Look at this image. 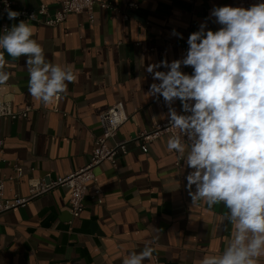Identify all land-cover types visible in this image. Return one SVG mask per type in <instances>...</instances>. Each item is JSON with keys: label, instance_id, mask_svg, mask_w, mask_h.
<instances>
[{"label": "crops", "instance_id": "1", "mask_svg": "<svg viewBox=\"0 0 264 264\" xmlns=\"http://www.w3.org/2000/svg\"><path fill=\"white\" fill-rule=\"evenodd\" d=\"M97 1L127 11L128 20L96 4L94 22L87 13L70 14L54 27L25 21L46 60L74 72L76 79L58 100L45 104L32 97L27 57L13 60L0 49L12 74L0 85V102H9L15 112L29 108L27 117H0V180L7 198L27 195L30 179L64 176L86 165L94 138L102 135L100 115L116 102H123L128 119L115 140L133 138L167 120L163 97L149 94L150 85L160 81L153 80L147 67L182 59L189 35L201 24L217 31L221 25L210 15L214 7H243L241 0ZM13 2L14 10L47 3L53 13L58 6V0ZM7 12L0 11V35L4 26L24 21L10 20ZM181 71L191 75L193 69L182 65ZM174 105L182 109L179 100ZM170 137L151 141L146 152L139 140L132 141L116 166L108 161L98 165L79 218L71 216L66 186L1 213L0 264H123L149 243L154 251L144 264H201L203 257L221 254L232 238V225L224 219L229 210L222 202L211 208L204 202L192 204L187 180L181 179L175 154L167 148ZM191 171L186 165L183 172L187 176ZM97 188L102 192L93 198Z\"/></svg>", "mask_w": 264, "mask_h": 264}, {"label": "clouds", "instance_id": "2", "mask_svg": "<svg viewBox=\"0 0 264 264\" xmlns=\"http://www.w3.org/2000/svg\"><path fill=\"white\" fill-rule=\"evenodd\" d=\"M7 14L10 20L19 15L10 9ZM210 15L219 30L201 24L189 35L182 59L147 67L160 81L150 85L149 94L163 97L168 106L169 127L177 133L167 148L192 169L186 176L192 204L211 208L222 202L229 210L224 217L233 228L228 246L219 255L203 257L201 264H259L264 256V3L247 9L214 7ZM3 33L0 49L13 60L27 57L28 92L35 99L51 103L76 79L71 68L46 60L25 21ZM7 63L0 52V85L12 75ZM182 65L192 67V74L182 72ZM161 66L168 70H155ZM176 100L187 114L172 107ZM153 251L146 244L123 264H144Z\"/></svg>", "mask_w": 264, "mask_h": 264}, {"label": "built area", "instance_id": "3", "mask_svg": "<svg viewBox=\"0 0 264 264\" xmlns=\"http://www.w3.org/2000/svg\"><path fill=\"white\" fill-rule=\"evenodd\" d=\"M241 2L243 8L247 9L254 4L264 3V0H241ZM13 4V0H0V11H8L10 9L11 11L19 13L17 16L19 20L30 21L39 26H58L65 22L70 14L80 13H87L89 20L94 22L93 10L96 4H99L102 8L122 14L125 20L129 18L127 11H122L120 8L108 2H98L97 0H58V6L53 13L50 12L47 3H42L37 8L23 7L17 10H14ZM130 7H137V4L131 3ZM6 27L9 28L8 26H4V29ZM172 107L175 108V105L173 104ZM28 109L15 112L9 102H0V117L8 116L12 120L20 116L27 117ZM177 113L187 114L184 113L182 109L177 111ZM127 119L128 114L121 101L114 103L107 110L102 112L100 115L102 135L94 138L95 145L89 162L78 170L64 176L53 177L51 174H46L40 178L30 179L29 193L25 196L15 195L12 198L5 197L4 180H0V214L17 207L26 206L38 196L46 194L58 187L66 186L70 189L69 205L71 216L73 219L79 218L85 209V198L88 187L90 182L95 179V168L98 165L108 161L116 166L118 157L128 152L129 143L132 141L139 140L142 144L141 147L143 151L146 152L148 151V144L151 141L164 134H170L172 136L177 133L176 129L169 127L168 118L150 129L141 130L133 138L115 140V136ZM111 140L113 141V145L109 144ZM3 150L4 140L0 139V154L3 153ZM173 152L175 154V166L180 171L181 179L185 180L186 174L183 172L186 167L185 159H182L175 150H173ZM15 169L18 176L23 175V170L18 164L15 165ZM101 192L102 190L97 188L92 197L94 198Z\"/></svg>", "mask_w": 264, "mask_h": 264}]
</instances>
